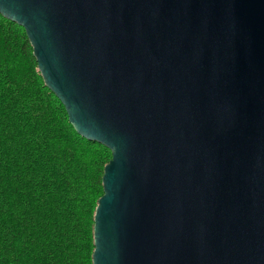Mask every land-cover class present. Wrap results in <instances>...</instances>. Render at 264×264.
I'll return each instance as SVG.
<instances>
[{"label": "water", "instance_id": "water-1", "mask_svg": "<svg viewBox=\"0 0 264 264\" xmlns=\"http://www.w3.org/2000/svg\"><path fill=\"white\" fill-rule=\"evenodd\" d=\"M111 152L92 264H264V0H0Z\"/></svg>", "mask_w": 264, "mask_h": 264}, {"label": "trees", "instance_id": "trees-1", "mask_svg": "<svg viewBox=\"0 0 264 264\" xmlns=\"http://www.w3.org/2000/svg\"><path fill=\"white\" fill-rule=\"evenodd\" d=\"M110 158L75 131L24 28L0 14V264H92Z\"/></svg>", "mask_w": 264, "mask_h": 264}]
</instances>
